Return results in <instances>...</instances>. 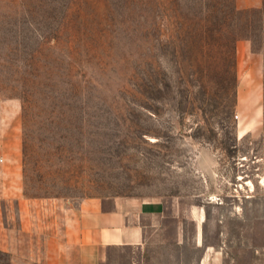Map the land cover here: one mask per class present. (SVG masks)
Instances as JSON below:
<instances>
[{
	"label": "rangeland",
	"instance_id": "rangeland-1",
	"mask_svg": "<svg viewBox=\"0 0 264 264\" xmlns=\"http://www.w3.org/2000/svg\"><path fill=\"white\" fill-rule=\"evenodd\" d=\"M105 196L202 209L114 264L263 257L264 0H0V264L43 253L20 209Z\"/></svg>",
	"mask_w": 264,
	"mask_h": 264
},
{
	"label": "crops",
	"instance_id": "crops-1",
	"mask_svg": "<svg viewBox=\"0 0 264 264\" xmlns=\"http://www.w3.org/2000/svg\"><path fill=\"white\" fill-rule=\"evenodd\" d=\"M20 210V236L26 234L27 246L44 247L42 254L27 255L24 264H114L119 251L140 248L149 236L167 230L170 222L181 235L186 219L197 222L202 216L201 208H187L175 200L133 196L88 197L67 208L50 204L44 213L36 207ZM1 229L7 236L12 231L4 223ZM11 244L7 240L0 246ZM257 264H264V255Z\"/></svg>",
	"mask_w": 264,
	"mask_h": 264
},
{
	"label": "trees",
	"instance_id": "trees-1",
	"mask_svg": "<svg viewBox=\"0 0 264 264\" xmlns=\"http://www.w3.org/2000/svg\"><path fill=\"white\" fill-rule=\"evenodd\" d=\"M235 90V89H234ZM236 93L234 92V95H235ZM234 101H235V98H234ZM235 104V103H234ZM234 104H232V106L234 105ZM233 109V108H232Z\"/></svg>",
	"mask_w": 264,
	"mask_h": 264
}]
</instances>
